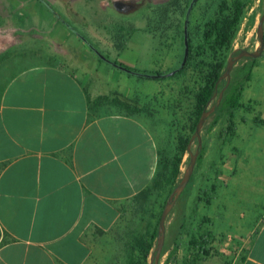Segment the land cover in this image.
Here are the masks:
<instances>
[{
  "label": "crops",
  "instance_id": "0c3cea01",
  "mask_svg": "<svg viewBox=\"0 0 264 264\" xmlns=\"http://www.w3.org/2000/svg\"><path fill=\"white\" fill-rule=\"evenodd\" d=\"M127 1L0 0L5 49H26L29 41L45 50H70L75 41L92 48L79 27L94 31L91 18L125 10ZM48 53L13 59L0 88V264H84L158 167V145L142 117L97 111L92 73L73 57L53 63ZM232 144L231 177L239 169L247 175V196L239 199L264 202L260 168L242 166L264 153V124H236ZM239 264H264V208Z\"/></svg>",
  "mask_w": 264,
  "mask_h": 264
},
{
  "label": "rangeland",
  "instance_id": "374dc122",
  "mask_svg": "<svg viewBox=\"0 0 264 264\" xmlns=\"http://www.w3.org/2000/svg\"><path fill=\"white\" fill-rule=\"evenodd\" d=\"M190 1L128 0L125 10L118 11L114 8L105 16L91 18L94 31L79 28L84 30L81 32L82 36L95 50L89 46L86 49L77 41L68 42L71 49L64 51L45 50L44 43L34 41H29L26 49H5L9 44L10 34L6 36L0 33V88L8 75L12 74L13 71L10 72L9 68H12L11 62L15 58L29 56L33 61L38 59L39 53L49 56L50 52V61L58 63L73 57L89 74L92 73L99 87L95 88L93 98L102 96L100 105L96 107L97 111L123 109L111 101L115 91L134 99L146 108L137 114L151 131L158 149L171 157L178 138L193 135L190 127L194 92L201 82L196 58L198 60L203 56L196 54V46L204 24L217 15L223 0H197L194 3L188 18L187 60L190 55L191 60L187 65L186 60L181 73L159 79L140 77L118 68L114 62L152 74L166 73L177 68L184 56L185 14ZM242 1L246 3L245 14L231 50L225 53L226 63L228 56L237 54L240 49L254 51L259 48L256 28L264 12V0ZM240 64L238 60L232 69ZM262 91L264 48L262 55L256 58L251 79L242 92L240 102L243 107L233 111L232 128H227L228 116L221 112L208 116L204 122L200 145L202 157L196 162L186 187L166 217L165 249L159 264H165L170 256L168 264H182L185 259H191L195 249L189 245L190 238L206 233L211 234V249L208 256L200 259V264H239L246 242L254 231L257 217L263 212L264 202L260 200L257 205H250L239 199V195L247 196V175L241 177L242 169H239L231 177L236 171L237 153L232 138L238 123L250 120L264 124V96L253 99L254 95ZM217 100L215 95L212 102ZM212 102L208 107L212 106ZM197 146V140L193 139L190 150L194 152ZM263 154L260 153L257 161L244 163V170L251 166L254 173L260 168L258 175L264 177ZM188 164L189 152H186L181 164V178ZM160 169L159 166L158 171ZM257 181L262 183L260 179ZM168 196L169 187L164 183L152 189L144 201L133 198L125 203L115 225L107 233L98 236L94 249L84 264H126L134 239L151 230Z\"/></svg>",
  "mask_w": 264,
  "mask_h": 264
},
{
  "label": "trees",
  "instance_id": "16d2710c",
  "mask_svg": "<svg viewBox=\"0 0 264 264\" xmlns=\"http://www.w3.org/2000/svg\"><path fill=\"white\" fill-rule=\"evenodd\" d=\"M245 8L246 3L242 0H232L230 2L223 0L219 5L217 15L213 19L208 20L203 26L200 40L196 46V54L198 56H203L198 60L196 58L201 82L194 92L193 117L190 127L191 133H194L201 112L204 109L210 108L208 107L209 103L212 102L215 95L217 97L219 96L220 91L226 84V79L219 80V77L225 70V53L232 48L233 41L240 29L245 14ZM249 25H251V23ZM92 49L95 50L94 48ZM190 60L191 55L186 65ZM239 63H241L239 66L231 70V81L225 88L219 105H216L215 111L210 114L216 115L219 112L227 114L228 129H231L233 126V111L239 107H243V104L240 102L241 95L246 83L251 79L252 68L255 66L256 58L243 57L239 60ZM114 64L129 74L144 77L138 74L144 73L138 69L119 62H114ZM183 66L176 73H181L184 68ZM154 78L159 79L158 77ZM101 99L102 96H97L91 105L97 107L100 105ZM111 101L113 104L121 106L127 113H137L146 110L145 107L140 106L134 99L128 98L117 91L113 92ZM215 104L216 102H212V105ZM255 121L258 120L256 119ZM190 139V135L180 136L177 140L176 149L171 157L164 155L159 150L158 167L151 184L139 192L134 199H138L140 202L144 201L148 198L152 189L164 183L169 187V194L171 193L181 179L182 159L184 154L189 152L188 145ZM202 153L203 151L201 148L196 162L201 159ZM159 166L161 168L160 171H158ZM159 217H157L151 230L134 239L131 254L126 264H149L157 243ZM211 241V234L209 233L192 236L189 240V245L195 249V253L191 259L182 261V264H200V259L210 254L211 247H209V245ZM164 249L163 247L162 254L164 253ZM170 259L171 256L165 260V264H168Z\"/></svg>",
  "mask_w": 264,
  "mask_h": 264
},
{
  "label": "water",
  "instance_id": "95a60500",
  "mask_svg": "<svg viewBox=\"0 0 264 264\" xmlns=\"http://www.w3.org/2000/svg\"><path fill=\"white\" fill-rule=\"evenodd\" d=\"M196 1L197 0H191L190 1L188 8H187V11H186V14H185L184 35H183L184 56L182 58L180 65L177 68H175L174 70H172L170 72H166V73H161V74L138 73L139 75H143L144 77H158V78L167 77L169 75L176 73L185 64L187 56H188V18H189V13H190V11H191V9H192V7ZM256 34H257V38L259 41V48L257 50H254V51H250L247 49H240L237 52V54H235V55L230 54L228 56L225 70H224L223 74L219 77V80L226 78V84L222 88V90L220 91L216 104L212 105L208 109H204L201 112V115H200V117L196 123L194 133L191 136V139H190V142L188 145V149H189L188 167H187L185 173L183 174L182 178L178 182V184L174 187V189L171 191V193L167 197V200H166L164 207L161 211L159 221H158L157 243H156V247L154 249V253L150 259L149 264H159L160 258L162 256L161 255L162 249H163L164 242H165V221H166V217L169 214L174 202L177 200L179 195L182 193V191L186 187V185H187V183H188V181H189V179L193 173V170H194V167H195V164L197 161V157H198L199 152H200L201 129L204 125L206 118L211 113H213L215 111L216 105L219 104L220 99L222 98L223 91L227 87V85L229 84L232 67L234 66V64L238 60H240L243 57L257 58V57L262 55V51L264 48V12L261 14V16L259 18L257 28H256ZM193 139L197 140V145H198L197 148L194 150V152H192L190 150V143Z\"/></svg>",
  "mask_w": 264,
  "mask_h": 264
},
{
  "label": "flooded vegetation",
  "instance_id": "af4514ba",
  "mask_svg": "<svg viewBox=\"0 0 264 264\" xmlns=\"http://www.w3.org/2000/svg\"><path fill=\"white\" fill-rule=\"evenodd\" d=\"M238 52V51H237ZM233 55H235V54H233Z\"/></svg>",
  "mask_w": 264,
  "mask_h": 264
}]
</instances>
